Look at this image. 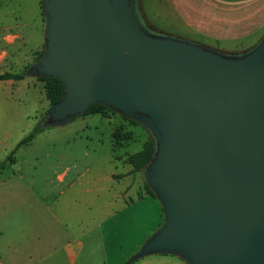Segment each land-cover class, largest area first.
I'll list each match as a JSON object with an SVG mask.
<instances>
[{"label": "water", "instance_id": "water-1", "mask_svg": "<svg viewBox=\"0 0 264 264\" xmlns=\"http://www.w3.org/2000/svg\"><path fill=\"white\" fill-rule=\"evenodd\" d=\"M40 6L43 51L28 74L60 81L42 126L99 103L153 138L141 175L163 220L126 264H264V32L227 54L148 32L132 0Z\"/></svg>", "mask_w": 264, "mask_h": 264}, {"label": "crops", "instance_id": "crops-1", "mask_svg": "<svg viewBox=\"0 0 264 264\" xmlns=\"http://www.w3.org/2000/svg\"><path fill=\"white\" fill-rule=\"evenodd\" d=\"M146 3L159 22L177 34L223 53L247 51L264 32V0H132L140 24L148 30L152 24ZM5 57L0 49V63ZM15 82L0 79V87ZM116 122L120 120L109 114L76 116L44 127L19 147L21 138L16 140L10 159L0 151V176L5 171L0 177V264H94L97 252H105L103 226L110 229L116 213L133 219L138 244L162 223L161 206L144 182L114 178L121 173L115 172L110 154ZM98 123L110 126L106 152L99 161L81 165L79 145L90 135L101 139L94 132ZM53 143L61 147L41 148ZM128 169L126 165L123 171ZM128 256L130 251L123 260ZM130 264L188 263L173 254H153Z\"/></svg>", "mask_w": 264, "mask_h": 264}, {"label": "rangeland", "instance_id": "rangeland-1", "mask_svg": "<svg viewBox=\"0 0 264 264\" xmlns=\"http://www.w3.org/2000/svg\"><path fill=\"white\" fill-rule=\"evenodd\" d=\"M40 1L0 0V49L6 51L5 60L0 63V71L12 75H22L18 79L11 78L17 80L12 87L9 85L0 87V151L2 155L7 154L10 157L15 156L14 142L42 125V117L50 106L44 93L45 82L28 74L29 68L37 59L36 57L43 51L42 31L44 22ZM145 6L152 24V27L148 28V32L181 38L190 42L194 41L185 35L177 34L167 25L159 22L149 5L146 3ZM134 12L136 14L135 8ZM13 34L17 36L15 37ZM12 41L13 43L10 44ZM19 79H23V81L20 82ZM9 87L11 88L9 89ZM109 116H114L116 120H120L114 124L111 134V158L115 165L117 164L115 172L121 171V173L114 174V178L119 180L120 176L121 178L126 176V179L141 184L144 182L141 172L131 170L127 156L139 150L143 141L149 137L152 138V136L145 127L137 122L128 121L116 113H109ZM90 127L93 126L90 125ZM96 127L94 132L100 133L101 139L97 140L95 136L90 135L84 138L79 145V150L82 151L80 153L81 165L89 161H99L108 147L109 141L106 135L110 126L98 123ZM8 144L12 146L8 147ZM57 145V143H53L41 148L55 150L61 147ZM2 164L0 163V165ZM126 165L130 169L125 172L123 170ZM8 166L9 164H7ZM1 172L4 176L5 171ZM3 176L0 177L3 178ZM116 214L110 229L103 226L102 241L105 252L103 254L102 251L97 252L94 264H126L128 258L123 260L126 252L130 251L131 256L141 245L138 244L140 238L133 219L132 221L130 218L127 220L123 214Z\"/></svg>", "mask_w": 264, "mask_h": 264}, {"label": "trees", "instance_id": "trees-1", "mask_svg": "<svg viewBox=\"0 0 264 264\" xmlns=\"http://www.w3.org/2000/svg\"><path fill=\"white\" fill-rule=\"evenodd\" d=\"M40 55H41V52L36 58H38ZM27 70H28V68H27ZM21 77H22V75H20V74H16V75H12L9 73L0 74V79H5V78H14V79L17 78L18 79ZM36 79H39V80H42L45 82V87H44L45 92L44 93H45V97L49 101V105L56 102L57 100H59V98H60V81L57 78H42V77L37 76ZM93 113H97V114H101V115H108L109 113L115 114L114 111L103 106L102 104L95 103V104L88 106L79 115H86V114H93ZM122 118H124L128 121H131V122H135V121L127 119L125 117H122ZM43 128H44V126L40 125L34 131L25 135L23 138H21L17 142L16 147H19L20 145H23V144L27 143L28 141H30L33 138V136L37 132L42 130ZM153 151H154V142H153L152 138L149 137L143 141L141 148L139 150H137V151H135V152H133L127 156V162L131 166V170L141 172L142 168L147 164V162L151 158ZM7 159H10V156H8ZM144 186H145L146 192H148L150 195L153 196V193L148 188L146 183H144Z\"/></svg>", "mask_w": 264, "mask_h": 264}]
</instances>
